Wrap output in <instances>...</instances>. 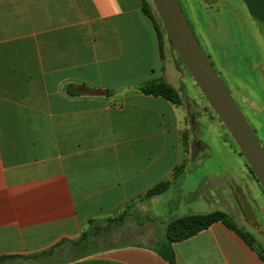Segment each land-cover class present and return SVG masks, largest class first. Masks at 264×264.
Returning <instances> with one entry per match:
<instances>
[{
    "label": "crops",
    "instance_id": "1",
    "mask_svg": "<svg viewBox=\"0 0 264 264\" xmlns=\"http://www.w3.org/2000/svg\"><path fill=\"white\" fill-rule=\"evenodd\" d=\"M238 5L264 44V0ZM173 65L166 38L161 57L142 0H0V257L44 252L20 264H169L155 245L76 254L71 241L90 219L172 180L183 162L186 111L138 89L158 77L176 88ZM199 187L190 193L203 210L192 212L216 210L213 194ZM167 196H150L152 210L161 213ZM171 218L157 231L164 240ZM171 248L175 264H264L221 221Z\"/></svg>",
    "mask_w": 264,
    "mask_h": 264
},
{
    "label": "rangeland",
    "instance_id": "2",
    "mask_svg": "<svg viewBox=\"0 0 264 264\" xmlns=\"http://www.w3.org/2000/svg\"><path fill=\"white\" fill-rule=\"evenodd\" d=\"M179 1L204 52L264 148V44L257 40L253 23L238 0H205L214 4L213 8L201 0ZM149 2L159 18L152 0ZM208 27L212 28L210 37L205 34ZM163 38L170 42L166 33ZM172 52L176 65L169 68L171 81L186 114L182 129L185 156L175 170L173 186L167 189L169 199L161 213L152 210L150 196L145 195L121 211L90 219L80 234L87 236V246L81 249L126 242L163 246L165 240L157 231L164 216L173 218L203 210L194 201L197 193H190L201 182L198 190L203 194L202 187H207L206 191L213 194L219 206L214 209L226 212L242 233L251 236V244L264 252V190L193 77L179 63L173 46ZM47 263L51 264L50 258Z\"/></svg>",
    "mask_w": 264,
    "mask_h": 264
},
{
    "label": "water",
    "instance_id": "3",
    "mask_svg": "<svg viewBox=\"0 0 264 264\" xmlns=\"http://www.w3.org/2000/svg\"><path fill=\"white\" fill-rule=\"evenodd\" d=\"M166 36L264 190V148L204 52L179 0H152Z\"/></svg>",
    "mask_w": 264,
    "mask_h": 264
},
{
    "label": "trees",
    "instance_id": "4",
    "mask_svg": "<svg viewBox=\"0 0 264 264\" xmlns=\"http://www.w3.org/2000/svg\"><path fill=\"white\" fill-rule=\"evenodd\" d=\"M142 10L144 14L149 18L156 31L157 37L159 39V50L162 57V36L165 34V30L162 26L160 18L156 19L153 13L154 12L153 6L149 2V0H142ZM179 63L182 64L180 59H179ZM138 89L142 93L147 95L161 96L175 105L181 104L182 101L178 90L162 77L143 81L138 85ZM249 171L253 173L250 168ZM170 185H171V180L160 182L154 185L152 188H150L145 193V195L152 196V195L161 194L165 192ZM216 221H221L228 228L232 229L239 236H241V238H243L245 242L249 244V246L253 247V245L251 244V236L249 234L242 233L233 223V221L226 212L221 210H213L205 213L183 214L171 218L166 224L165 243L163 244V246L158 247L159 253L168 261L169 264H175V257L173 250L171 248V243L186 239L196 234L200 230L207 228L213 222ZM86 238H87L86 234H83L79 239L75 241H71V244L76 246L75 249L77 250L76 254L87 251L84 248L81 249L83 246H87ZM59 244H57V246L55 247H51L49 250L46 251V253H51L52 250L58 247ZM42 253L44 252H40L32 255L1 256L0 264H20L27 259L36 258L37 255ZM257 253L259 257L264 261V252L257 250ZM10 259H12L14 262L10 261Z\"/></svg>",
    "mask_w": 264,
    "mask_h": 264
}]
</instances>
